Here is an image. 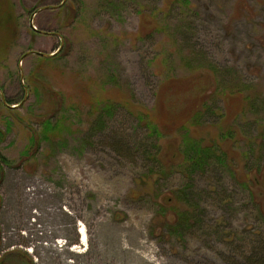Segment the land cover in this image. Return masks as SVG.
Listing matches in <instances>:
<instances>
[{
  "label": "rangeland",
  "instance_id": "1",
  "mask_svg": "<svg viewBox=\"0 0 264 264\" xmlns=\"http://www.w3.org/2000/svg\"><path fill=\"white\" fill-rule=\"evenodd\" d=\"M189 2L0 0V264H237L255 251L264 111L253 115L244 99L264 101V0ZM40 53L59 55L42 62ZM215 90L225 119L216 125L209 113L190 130L231 129L228 159L189 180L170 166L179 129ZM109 99L124 105L90 133L91 106ZM141 108L155 109L169 134L168 172L155 185L142 181L154 164L130 112ZM45 119L61 123L52 144L39 140ZM112 135L123 137L122 155ZM187 183L199 224L171 235L159 204Z\"/></svg>",
  "mask_w": 264,
  "mask_h": 264
},
{
  "label": "trees",
  "instance_id": "2",
  "mask_svg": "<svg viewBox=\"0 0 264 264\" xmlns=\"http://www.w3.org/2000/svg\"><path fill=\"white\" fill-rule=\"evenodd\" d=\"M178 5L182 4L184 8H189V0H174ZM63 6V5H62ZM7 30V26L5 28ZM59 53V52H58ZM58 53L54 54L53 57L38 55L40 61H51L53 58L58 57ZM199 59V58H198ZM201 59V58H200ZM198 61V60H197ZM199 62V61H198ZM201 62V61H200ZM214 65H210V70L217 71ZM231 87V86H230ZM236 92H240V88L237 86L233 89ZM217 94V95H216ZM224 93H218L217 90L210 94L208 101H205L198 109L190 114L188 117V123L181 124L179 135L180 144L177 147V151L172 156V162L170 166L173 169L179 168L185 176L192 180L197 173H204L209 166L212 164H225L228 159L227 151L223 149L222 142L232 138L233 132L231 129L221 130L218 134V137H202L194 136L190 127L200 126L204 121L206 114L215 113L218 114L217 120H214L213 123L217 125L219 121L225 119L226 115L224 114L223 108L219 107L215 102L218 97H223ZM255 96V95H254ZM15 101L6 100L5 105H13ZM245 106L253 115L258 116L261 111H264V101L262 96L251 98L247 97L244 99ZM3 103V102H2ZM124 105V103H123ZM122 103L114 100H97L95 105L91 106V112L95 113V118L93 120V125L89 128L90 133L99 132V130H104L106 122H108L115 114V111L120 107H123ZM10 107V106H9ZM130 111V110H129ZM131 114L139 121L140 125L148 132L147 138L150 139L144 140L141 144L142 152L148 158L149 161L153 162L154 166L144 174L142 181L147 180L152 182V184H157L158 180L162 179L165 176L167 169L162 163L161 154L162 152V142L161 140L166 137V132L162 131L160 126L161 120L158 119L155 109H134L130 111ZM60 120L56 123H53L50 119H45L42 122L43 134L39 137V140L47 141L52 144L57 137H54L51 134L52 130L57 127H61ZM264 131V126L262 128ZM1 134V132H0ZM109 144L112 149L117 153L122 155L126 151V144L123 141V137L112 135L108 138ZM24 155V154H23ZM25 156V155H24ZM7 161L5 156L0 153V166L1 164ZM171 162V163H172ZM255 179V180H254ZM252 181L257 183V178H253ZM258 184V183H257ZM191 191V184L187 183V186L173 194L162 195L161 202L159 204V215L163 217L162 226L165 228L167 233L175 236L184 234L188 232L191 228L196 227L199 224L200 215L196 214V211L199 210V204L195 203ZM256 196V194H255ZM254 200L260 205V202L255 197ZM264 212V209H263ZM169 213V214H167ZM169 215V216H168ZM173 218H170V217ZM259 242L256 243L255 251H253L247 259L244 260V263L237 264H264V234L258 233L257 236Z\"/></svg>",
  "mask_w": 264,
  "mask_h": 264
},
{
  "label": "bare ground",
  "instance_id": "3",
  "mask_svg": "<svg viewBox=\"0 0 264 264\" xmlns=\"http://www.w3.org/2000/svg\"><path fill=\"white\" fill-rule=\"evenodd\" d=\"M81 233V239L80 242H83L86 239V234L85 231H83V228L79 230Z\"/></svg>",
  "mask_w": 264,
  "mask_h": 264
},
{
  "label": "water",
  "instance_id": "4",
  "mask_svg": "<svg viewBox=\"0 0 264 264\" xmlns=\"http://www.w3.org/2000/svg\"><path fill=\"white\" fill-rule=\"evenodd\" d=\"M40 54H41L42 56H43V55H46L45 53H40ZM53 54H55V53H53Z\"/></svg>",
  "mask_w": 264,
  "mask_h": 264
}]
</instances>
